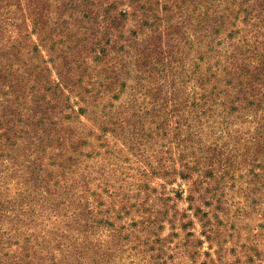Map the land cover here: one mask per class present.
<instances>
[{
	"label": "rangeland",
	"instance_id": "rangeland-1",
	"mask_svg": "<svg viewBox=\"0 0 264 264\" xmlns=\"http://www.w3.org/2000/svg\"><path fill=\"white\" fill-rule=\"evenodd\" d=\"M236 46L264 53V0H0V190L19 181L6 157L40 156L52 184L77 172L66 189L83 213L66 232L56 222L46 251L17 237L0 264H264V122L246 116L258 102L238 85L215 98L224 112L193 123L203 158L186 168L174 131V58L206 70Z\"/></svg>",
	"mask_w": 264,
	"mask_h": 264
},
{
	"label": "trees",
	"instance_id": "trees-1",
	"mask_svg": "<svg viewBox=\"0 0 264 264\" xmlns=\"http://www.w3.org/2000/svg\"><path fill=\"white\" fill-rule=\"evenodd\" d=\"M252 37H254V35L250 36L249 39L243 38L242 42L238 41V43L249 47L247 43ZM257 37H262V33ZM258 38H254V42H257ZM228 47L222 52L215 49L212 50L215 53L212 52L208 57V61L205 60L203 62L204 65L208 67L206 70H201L200 68L189 70L186 68L187 65L180 64V62L177 63L174 58V131L176 130L182 135L179 139L178 146L185 150L184 153L187 157H190L185 160V168L189 166L188 162L194 154L197 155L199 152L200 157L202 155L203 158L202 146L199 143L197 147V142H202L205 134L201 129L195 131L193 129V123L197 121L200 124L207 110L214 111L213 116L218 119L220 112L223 111L221 107L227 100H224L222 104H217L215 98L220 101L224 98H231V92L235 91L237 88L236 85L239 86V91H242L239 89L240 86L243 87L244 101L256 100L258 102L257 105L249 107H246V104L244 105L246 108L252 109L253 111L247 112L246 116L248 118H253V121L256 123L264 122V92L261 91L262 89L264 90V70L262 69L264 68V53L255 52V55L258 56H255L254 59L247 60L248 58L241 57L243 53L237 50V46L234 47L233 50H228ZM239 61L245 63L243 68L246 67L245 69L247 71L244 73L242 81L238 80L232 83V87L230 88L231 91H226L225 84L228 81L225 79L230 77L234 79L236 76L235 74L242 70V64H240ZM212 63L213 67L210 66ZM262 70L263 72H261ZM240 75L241 74H239V76ZM246 94H248V96ZM190 102H192V104H189ZM187 104L189 106L192 105L193 108L183 116L180 110L182 105L187 107ZM233 105L236 107L235 104ZM186 124L187 127H183ZM193 137L198 138V141H193L191 143L190 141ZM19 157L20 156L14 159L6 157L2 162V166H5L3 167L4 172L7 171V173H9L8 171H10L13 172V174H17L16 176L19 177V181L22 180L23 182H20V184H13L19 181H15V178H12L9 184L6 182L1 184L4 190H0V206L2 208L0 212V248L13 243H19L17 237L23 238L25 237L23 236L24 233H29L28 236H32V240L34 241L32 244L41 248L42 251H46L51 247L53 241L56 240L51 239V234L57 232L56 222L60 221L66 232L73 228L69 227L64 219L66 218L75 222L80 220V216L83 215L81 208L75 205V202L70 203L73 200H77L79 195L78 191L70 193V190L66 189L68 188L66 184L70 183L68 186H71V183L74 184L77 172L73 170L67 171L63 184L58 182L52 184L49 182L50 178L46 179V176L48 177V175L55 174L58 171L57 168H51L49 174H47V167L41 164L42 157L37 156L34 161L33 159L30 160L27 158V160H22L21 163L18 162ZM35 161L38 162L37 166L41 173L38 177V179H40V185L38 187L35 184H31L29 179L30 171H28L32 165H36ZM26 163H30V165L28 166ZM175 163L174 174L179 175L180 178H188L191 175L186 176L187 174H185L183 170H177ZM5 176L4 173L3 178ZM51 181L53 180L51 179ZM49 184H51V186ZM55 185H57V189L52 188V186ZM63 195L68 196L69 199L63 200ZM60 196L61 198L58 199ZM85 206L86 213L90 214V205L86 203ZM4 220L7 222H4ZM13 237L14 240H12ZM125 237L128 239V234ZM121 245L123 244L116 246V251L121 248ZM102 246L103 242L99 244L94 243V247L92 248H101Z\"/></svg>",
	"mask_w": 264,
	"mask_h": 264
}]
</instances>
